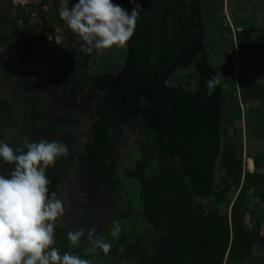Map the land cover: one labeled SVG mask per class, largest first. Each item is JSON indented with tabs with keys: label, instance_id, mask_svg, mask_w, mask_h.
Masks as SVG:
<instances>
[{
	"label": "trees",
	"instance_id": "1",
	"mask_svg": "<svg viewBox=\"0 0 264 264\" xmlns=\"http://www.w3.org/2000/svg\"><path fill=\"white\" fill-rule=\"evenodd\" d=\"M63 1L0 0V48L17 47L24 61L39 50L53 87L47 104L15 64L0 62V141L64 143L68 155L46 170L48 195L59 198L68 170L80 167L93 190L115 186L120 202L103 222L88 206L78 211L74 231L84 235L76 247L59 217L54 247L91 264H264V152L255 153L252 172L243 156L245 135L264 140V82L248 78L255 65L264 68V39L253 32H264V0L252 15L234 16L242 26L236 73L223 0H112L129 14L140 5L136 28L120 50H104L95 71L92 53L75 49L79 36L59 16ZM213 50L223 52L220 65ZM212 76L220 84L209 95ZM84 113L92 120L81 142ZM127 124L138 137L129 163L117 167L118 132ZM12 168L0 159V175ZM90 231L111 245L107 254L93 247Z\"/></svg>",
	"mask_w": 264,
	"mask_h": 264
},
{
	"label": "clouds",
	"instance_id": "2",
	"mask_svg": "<svg viewBox=\"0 0 264 264\" xmlns=\"http://www.w3.org/2000/svg\"><path fill=\"white\" fill-rule=\"evenodd\" d=\"M15 2L22 5L28 0ZM139 9L136 4L129 14L112 0H78L71 9L62 3L59 16L83 41L82 51L102 54L127 44L134 34ZM205 83L212 95L220 80L212 76ZM67 155V145L59 141H25L17 148L0 141V159L13 165L9 175H0V264H91L79 255L61 254L54 247L56 221L65 208L55 192L48 195L46 170ZM83 235V230L69 231L70 247L78 246ZM88 238L93 247L105 254L110 251L111 245L102 236L94 237L90 231Z\"/></svg>",
	"mask_w": 264,
	"mask_h": 264
},
{
	"label": "rangeland",
	"instance_id": "3",
	"mask_svg": "<svg viewBox=\"0 0 264 264\" xmlns=\"http://www.w3.org/2000/svg\"><path fill=\"white\" fill-rule=\"evenodd\" d=\"M70 1H63V3H68L69 8L77 3ZM261 4V0H241L240 2H234L232 4L231 9L229 10V16H227L225 10L220 13V16L223 17V23L225 26H230L231 33H227V37L229 40L232 38V42L226 43V48L229 51L230 56H235V73L238 70L239 64V56L240 49L237 41V32L241 29L242 26L239 22L234 21V16L241 17L243 15L250 16L252 15V10L256 9V6L259 8ZM240 7H244V10L240 9ZM261 18L264 16V11L260 13ZM62 30V29H60ZM253 32L257 36L259 42L264 39V32L260 28H256ZM262 37V38H261ZM61 40V37L57 38V42ZM83 41L78 37L74 42V47L76 50H81V46ZM117 50H120L121 47L115 46ZM222 53H219L216 50H213L211 53V57L214 61L215 65H220L223 61ZM100 53H97L95 50L92 51V59L90 60L88 66L91 71H95L99 69L98 64L101 60ZM25 61L21 56V50L17 47L13 46L9 49L0 48V62L4 60H9L13 64L16 65L17 69H19L25 78L37 85L38 89L41 90L44 94L47 104H52L53 95L50 93V90L53 89L51 80L52 75L48 64L45 59L41 56L39 50H36L32 57H25ZM120 68L116 67L113 74L119 72ZM186 71V69L184 70ZM250 81H263L264 82V68L261 66L255 65V73L248 76ZM195 88V85L194 87ZM246 107V105L244 104ZM51 109V106L48 107V110ZM78 118H80V127L77 130V135L80 137L79 140L82 142L86 140L87 137V128L85 124L89 121L91 122V116L89 113L79 114ZM245 125V124H244ZM245 127V126H244ZM247 129L248 125L246 126ZM119 139L118 145L115 146V155L116 160L115 164L117 167H120V161L125 163L128 162V159L131 156L128 154L130 146L134 143L136 138L138 137V133L136 128H134L131 124H127L123 126V128L118 132ZM127 141V147L123 146L122 141ZM79 144V143H77ZM78 146V145H76ZM264 152V140L252 135H245L243 139V156H244V170L255 171V153ZM130 158H129V157ZM252 158L254 162L253 169L249 168V159ZM129 163V162H128ZM134 164V163H133ZM80 170V171H79ZM260 171H264V168H261ZM67 179H70V182H66L64 187H62L61 195L58 199L63 201V206L65 208L64 214L61 216L63 221L69 226L71 231H74L75 228H78V222L76 214L79 210L85 209L87 206L92 209L94 212L93 219L98 217L102 219V222L105 220L110 211L116 210L119 206L120 198L117 193V189L114 186L111 189H103V190H93L90 180L86 181L84 170L78 167L77 171L66 173ZM94 224L92 223L90 227L92 228ZM86 230V228L84 229ZM226 264H245V263H235V262H226Z\"/></svg>",
	"mask_w": 264,
	"mask_h": 264
},
{
	"label": "built area",
	"instance_id": "4",
	"mask_svg": "<svg viewBox=\"0 0 264 264\" xmlns=\"http://www.w3.org/2000/svg\"><path fill=\"white\" fill-rule=\"evenodd\" d=\"M224 2V10L227 14V16H229V10L231 9L232 7V4H233V1L235 0H223Z\"/></svg>",
	"mask_w": 264,
	"mask_h": 264
},
{
	"label": "water",
	"instance_id": "5",
	"mask_svg": "<svg viewBox=\"0 0 264 264\" xmlns=\"http://www.w3.org/2000/svg\"><path fill=\"white\" fill-rule=\"evenodd\" d=\"M28 2H32V3H36V1L35 0H28Z\"/></svg>",
	"mask_w": 264,
	"mask_h": 264
},
{
	"label": "flooded vegetation",
	"instance_id": "6",
	"mask_svg": "<svg viewBox=\"0 0 264 264\" xmlns=\"http://www.w3.org/2000/svg\"><path fill=\"white\" fill-rule=\"evenodd\" d=\"M35 1H36V3H35V4L39 6V4H38L37 0H35Z\"/></svg>",
	"mask_w": 264,
	"mask_h": 264
}]
</instances>
